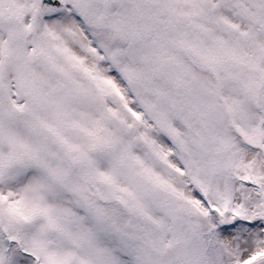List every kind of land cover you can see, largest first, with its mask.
<instances>
[{
  "label": "snow or ice",
  "instance_id": "obj_1",
  "mask_svg": "<svg viewBox=\"0 0 264 264\" xmlns=\"http://www.w3.org/2000/svg\"><path fill=\"white\" fill-rule=\"evenodd\" d=\"M0 264H264V0H0Z\"/></svg>",
  "mask_w": 264,
  "mask_h": 264
}]
</instances>
